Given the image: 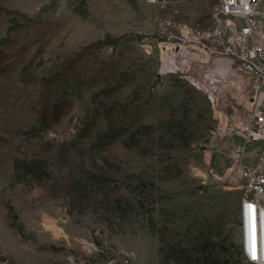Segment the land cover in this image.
<instances>
[{"label": "rangeland", "instance_id": "374dc122", "mask_svg": "<svg viewBox=\"0 0 264 264\" xmlns=\"http://www.w3.org/2000/svg\"><path fill=\"white\" fill-rule=\"evenodd\" d=\"M220 1L0 0V264H253L262 144L215 133L195 52L165 58L185 27L214 45Z\"/></svg>", "mask_w": 264, "mask_h": 264}, {"label": "built area", "instance_id": "2783aa9c", "mask_svg": "<svg viewBox=\"0 0 264 264\" xmlns=\"http://www.w3.org/2000/svg\"><path fill=\"white\" fill-rule=\"evenodd\" d=\"M211 40L212 46L203 31L185 27L176 42L166 47L165 58L171 62L186 51L195 52V67L206 73L204 91L217 123L215 133L231 140L241 157L251 143L262 144L253 163L243 165L239 210L242 253L250 263L264 264V0H221L213 15ZM258 220L262 260L252 254L249 244V237H256Z\"/></svg>", "mask_w": 264, "mask_h": 264}, {"label": "bare ground", "instance_id": "6f19581e", "mask_svg": "<svg viewBox=\"0 0 264 264\" xmlns=\"http://www.w3.org/2000/svg\"><path fill=\"white\" fill-rule=\"evenodd\" d=\"M212 72H214V69L212 70ZM215 72H219V70H217V68H215ZM189 79L190 80H194L195 82H198V84L200 83V86H202V88L207 89V86L205 84H203V80L202 79H198V78H195V77L194 78L190 77ZM262 226H263V228H262L263 230L262 231H263V234H264V224H262ZM260 228H259V220H258L256 237H255V239H253V236H252V238L249 237V244L252 246V254L254 255V253L256 252L257 258L262 260L261 259L262 258L261 257V252H260L261 248H260V242H259V234H260V230L259 229ZM263 253H264V250H263Z\"/></svg>", "mask_w": 264, "mask_h": 264}, {"label": "trees", "instance_id": "16d2710c", "mask_svg": "<svg viewBox=\"0 0 264 264\" xmlns=\"http://www.w3.org/2000/svg\"><path fill=\"white\" fill-rule=\"evenodd\" d=\"M3 70H4V68L0 67V73H2ZM45 104H48V103H45ZM58 105L59 104H57L56 102L52 103L53 107H51V109H50L52 111V113H50V114L46 113L47 115H49V119L53 122L57 121L59 119V117L61 116V113L59 112L58 107L57 108L55 107Z\"/></svg>", "mask_w": 264, "mask_h": 264}, {"label": "clouds", "instance_id": "9594fccd", "mask_svg": "<svg viewBox=\"0 0 264 264\" xmlns=\"http://www.w3.org/2000/svg\"><path fill=\"white\" fill-rule=\"evenodd\" d=\"M261 240H262V242L264 241V234H263V232L261 233Z\"/></svg>", "mask_w": 264, "mask_h": 264}, {"label": "snow or ice", "instance_id": "6c2138e0", "mask_svg": "<svg viewBox=\"0 0 264 264\" xmlns=\"http://www.w3.org/2000/svg\"><path fill=\"white\" fill-rule=\"evenodd\" d=\"M249 207H251V206H249Z\"/></svg>", "mask_w": 264, "mask_h": 264}]
</instances>
